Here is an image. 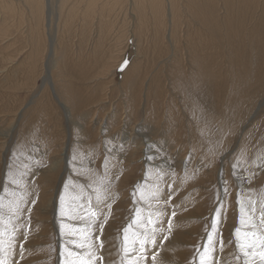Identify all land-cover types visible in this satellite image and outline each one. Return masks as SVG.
Here are the masks:
<instances>
[{
    "label": "rangeland",
    "instance_id": "obj_1",
    "mask_svg": "<svg viewBox=\"0 0 264 264\" xmlns=\"http://www.w3.org/2000/svg\"><path fill=\"white\" fill-rule=\"evenodd\" d=\"M150 1L0 0V194L11 169L26 173L35 200L27 239L17 236V251L20 243L25 248L19 264H60L69 227L83 223L61 216L60 196L67 215L104 177L106 159L116 198L101 239L113 257L138 184L164 192L141 219L162 210L157 242L168 236L162 249L149 248L144 264L157 251L164 264H193L221 203L226 246L217 258L232 261L238 195L257 201V218L264 207V0H179L173 42L169 0L155 9ZM197 22L212 35L190 37ZM190 59L201 73H190ZM46 63L68 115L53 96Z\"/></svg>",
    "mask_w": 264,
    "mask_h": 264
},
{
    "label": "snow or ice",
    "instance_id": "obj_2",
    "mask_svg": "<svg viewBox=\"0 0 264 264\" xmlns=\"http://www.w3.org/2000/svg\"><path fill=\"white\" fill-rule=\"evenodd\" d=\"M209 151L211 152L212 149ZM73 160H76L75 156ZM237 167H239V162L233 164L234 169ZM104 168V177L88 185L90 192L86 198L78 197L68 205L67 215L64 207L65 197L60 196L61 216L67 220L77 219L83 222L81 225L69 227V239L60 245V264H144V261L148 259L149 248L162 249L164 247L162 241L168 239L167 235H163L161 242H157V233L163 231L162 228L157 227L162 210L149 212L148 217L141 219L142 209L145 206L151 208L152 202L159 203L161 191L159 184H154L152 190L138 184L131 193L134 207L129 222L120 230L115 257L112 256L111 251L106 252L105 241L101 237L104 226L112 216V203L115 202L116 195L111 192L112 180L107 178V159ZM25 174H17L10 169L8 183L3 186V194H0V264H19L16 257L19 256L20 260L24 258L23 243L19 244V251H17V236L20 234L25 240L27 239L31 212L29 204L35 203L34 199L29 201L32 193L22 179ZM78 174L83 175V173ZM188 179L191 177L185 171V180ZM9 186H12L11 191ZM67 188L68 185H65L66 190ZM81 190L83 191V186ZM227 195L228 190L225 186L223 197ZM6 198L7 203H5ZM81 199L82 202H77ZM237 203L240 215L233 233L235 251L232 253V261L217 258V252L223 254L226 246L218 227L222 216L220 209L224 207L221 203L215 212V219L203 246L196 248L198 262L197 257H193V264H264V207L259 209L257 218V201L251 196L238 195ZM175 215L176 212L173 211L172 216ZM153 216L156 217L155 222L152 219ZM65 227L68 226L61 225V236L64 235ZM171 227V221H169V232ZM232 242L230 240L228 243ZM106 255L108 259L105 258ZM158 256V251L152 254V264H164Z\"/></svg>",
    "mask_w": 264,
    "mask_h": 264
},
{
    "label": "bare ground",
    "instance_id": "obj_3",
    "mask_svg": "<svg viewBox=\"0 0 264 264\" xmlns=\"http://www.w3.org/2000/svg\"><path fill=\"white\" fill-rule=\"evenodd\" d=\"M52 0H47V2H51ZM133 1H136V3H137V5L138 6H141V7H143V1H145V0H133ZM157 1H159V0H152V1H150L151 2V4L150 5H152L153 7H154V9H155V7L156 6H158V5H160V6H165V5H163V3H162V5L161 4H159ZM165 1V0H164ZM193 1V0H192ZM198 1V0H197ZM214 1V0H213ZM207 2V1H206ZM210 2H211V0H210ZM215 2V1H214ZM48 3V4H49ZM135 2L133 3L132 2V6H135V4H136ZM169 5H170V10L168 11L169 13H170V17H171V19H170V21H171V26H172V28L169 30V37H170V41L171 42H173L174 40H177L176 38H177V36L175 37V35H177L178 33H176L175 32V30H174V28H176V24H175V21L176 20H178L179 18H178V15H177V13H178V9L180 8V6H182V5H179V0H169ZM182 3V2H181ZM192 3H194V2H192ZM196 3V2H195ZM197 4H199V2L197 3ZM187 5V4H186ZM190 5V4H189ZM195 5V4H194ZM212 5V4H211ZM198 6V5H197ZM199 6H200V4H199ZM203 6V5H202ZM184 7V6H183ZM186 7V6H185ZM191 8V7H190ZM193 8H195V6H193ZM197 8V7H196ZM209 8V7H208ZM49 9V8H48ZM150 9H152L151 8V6H150ZM210 9V8H209ZM191 10V9H190ZM195 10V9H194ZM198 10H199V7H198ZM200 10H202V9H200ZM156 11V10H155ZM183 10H181V12H182ZM185 11V10H184ZM191 11H193V10H191ZM203 11V10H202ZM209 11V10H208ZM50 12V11H49ZM48 12V23H47V26H48V29L51 27V25H50V13ZM165 12V11H164ZM167 12V13H168ZM180 12V11H179ZM180 12V13H181ZM194 12V11H193ZM192 12V13H193ZM215 13V12H214ZM166 14V13H165ZM183 14V13H182ZM189 14V16H190V14H191V12L190 13H188ZM195 14V13H194ZM205 14V13H204ZM207 14V13H206ZM205 14V15H206ZM163 15V14H162ZM180 15V14H179ZM192 15V14H191ZM201 15V14H200ZM202 16V15H201ZM215 16V15H214ZM214 16H212V17H214ZM155 17V16H154ZM167 17V16H166ZM180 17V16H179ZM192 17H194L192 20L194 21V19L196 18L194 15L192 16ZM206 17V16H205ZM212 17H211V19H212ZM157 18V17H156ZM182 18V17H181ZM200 18H204V17H200ZM210 18V17H209ZM162 19V18H161ZM165 19V18H164ZM207 19V18H206ZM217 19H218V17H217ZM166 20H167V18H166ZM188 20V19H187ZM196 21H198L197 20V18L195 19ZM205 20V19H204ZM157 21V20H156ZM179 21V20H178ZM217 21V20H216ZM164 22H165V20H164ZM181 22V21H180ZM202 22V21H201ZM207 22V21H206ZM143 23V22H142ZM184 23V22H183ZM188 23V22H187ZM147 24V23H146ZM179 24V23H178ZM181 24V23H180ZM179 24V25H180ZM211 24V23H210ZM220 24V23H219ZM229 24V23H228ZM143 25V24H142ZM188 25V24H187ZM213 25V24H212ZM215 25V24H214ZM218 25V24H217ZM182 26V25H181ZM193 26V25H192ZM219 26V25H218ZM209 27V26H208ZM207 27V28H208ZM214 27V26H213ZM177 28H179L178 26H177ZM186 28V27H185ZM192 28V27H191ZM207 28H206V26H205V24H203V23H199V22H197V23H195L194 24V26H193V31L191 32V35H189L190 37L191 36H194L195 38H196V36H200V35H204V36H209V35H212V34H208V33H210V32H208V30H207ZM210 29H212V28H210ZM209 29V30H210ZM190 30V29H189ZM178 31H180L179 29H178ZM191 31V30H190ZM219 32V31H218ZM184 33V32H183ZM215 33V32H214ZM180 34V33H179ZM182 34V33H181ZM229 35H231V34H229ZM180 36V35H179ZM182 36V35H181ZM232 37V36H231ZM179 38V37H178ZM181 40V39H180ZM49 41H51V48H50V53H49V57L50 58H52V56H53V53H54V43H55V41L51 38V37H49ZM186 41H188V43H186V44H188V46L189 47H191V48H193V45H191V44H189V40H186ZM185 41V42H186ZM205 41L207 42V41H209V38L208 37H206L205 38ZM176 43H178V46H179V48L180 49H182L181 48V46L180 45H182L181 43H180V41L178 40ZM197 45H198V48L199 49H202L203 48V45L200 43V42H198L197 43ZM175 46H176V44H175ZM178 46H177V48H175V50L176 49H178ZM182 46H184V45H182ZM185 47V46H184ZM139 50H140V48H139ZM189 50H191V49H189ZM181 51V50H180ZM179 50H178V55H181V54H183V53H179L180 52ZM138 52H140V51H138ZM156 52V51H155ZM157 53V52H156ZM176 54V53H175ZM194 54V53H193ZM157 56V55H156ZM175 56H177V55H175ZM191 58V57H190ZM185 59V54H183L181 57H179V58H177L176 57V62L178 61L179 63H181L182 64V62H183V60ZM51 60V59H50ZM191 60V59H190ZM122 63V62H121ZM120 63V64H121ZM193 63V59L189 62V64H190V71H191V69L193 70L192 72H190V73H195V71H194V68H198L199 69V67H197L195 64H192ZM184 66V65H183ZM45 67H46V74H48V81H49V85H50V88H51V90H53V96H54V98L56 99V101L58 102V104L60 105V106H62V108L63 109H65V111H66V115H68V112H67V106H63V104L61 103V99L59 98V96L57 95V93H56V90H54V83L52 82V74L50 73V70H49V64L48 63H46L45 64ZM211 68V67H210ZM214 68V67H213ZM213 68H211L212 70H213ZM214 71V70H213ZM135 72V71H134ZM199 73H201V71H200V69H199ZM198 73V74H199ZM186 74V73H185ZM196 74V73H195ZM195 74L192 76V77H194L195 76ZM184 75V74H183ZM197 76V75H196ZM126 79V78H125ZM178 79V78H177ZM68 149H69V143L66 145V147H65V150H64V155H65V161L67 162L68 161V158H69V155H68V153H67V151H68ZM161 193L162 194H164V192L163 191H161ZM51 202V201H50ZM52 202H53V200H52ZM163 205V204H162ZM158 208V207H157Z\"/></svg>",
    "mask_w": 264,
    "mask_h": 264
}]
</instances>
